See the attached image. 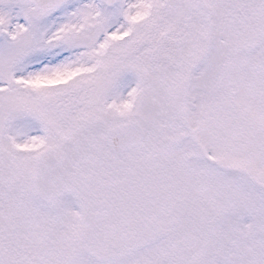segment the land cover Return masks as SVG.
<instances>
[{"label": "snow or ice", "instance_id": "obj_1", "mask_svg": "<svg viewBox=\"0 0 264 264\" xmlns=\"http://www.w3.org/2000/svg\"><path fill=\"white\" fill-rule=\"evenodd\" d=\"M0 264H264V0H0Z\"/></svg>", "mask_w": 264, "mask_h": 264}]
</instances>
